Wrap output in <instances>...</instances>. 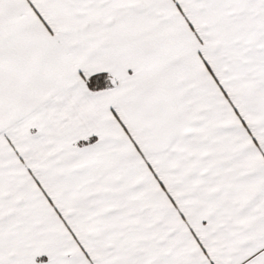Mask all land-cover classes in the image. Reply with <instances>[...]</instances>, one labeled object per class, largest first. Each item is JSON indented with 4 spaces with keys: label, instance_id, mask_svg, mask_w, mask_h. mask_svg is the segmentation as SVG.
<instances>
[{
    "label": "snow or ice",
    "instance_id": "obj_1",
    "mask_svg": "<svg viewBox=\"0 0 264 264\" xmlns=\"http://www.w3.org/2000/svg\"><path fill=\"white\" fill-rule=\"evenodd\" d=\"M0 264H264V0H0Z\"/></svg>",
    "mask_w": 264,
    "mask_h": 264
}]
</instances>
